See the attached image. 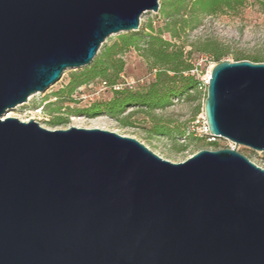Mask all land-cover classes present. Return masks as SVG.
Returning a JSON list of instances; mask_svg holds the SVG:
<instances>
[{"label":"water","instance_id":"obj_1","mask_svg":"<svg viewBox=\"0 0 264 264\" xmlns=\"http://www.w3.org/2000/svg\"><path fill=\"white\" fill-rule=\"evenodd\" d=\"M159 0H0V264H264V169L236 148L178 163L100 128L6 116ZM208 131L264 152V61L215 63Z\"/></svg>","mask_w":264,"mask_h":264},{"label":"rangeland","instance_id":"obj_2","mask_svg":"<svg viewBox=\"0 0 264 264\" xmlns=\"http://www.w3.org/2000/svg\"><path fill=\"white\" fill-rule=\"evenodd\" d=\"M163 1L159 0V4L161 5ZM200 18V23L196 28L182 35L186 43L195 40H210L223 50V59L235 60L239 57L252 60L253 57H258L264 61V6L258 1L243 0L232 9H221L213 14H201ZM148 22H151L155 29L164 24L160 9L156 12H144L140 17V26L137 31L148 32L149 30L144 26ZM123 33L109 36L102 43L97 54L104 46L115 42ZM163 37L171 39L167 33H164ZM172 42L180 44L181 40L173 39ZM188 49L190 48H185V50ZM120 56L124 65L116 82L122 83L121 89L146 88L155 76L154 70L149 68L146 59L132 47L126 49ZM191 62L194 68L190 74L205 83L210 67L215 64V61L209 54L193 51ZM84 67L64 70L56 82L44 91L29 95L24 103L10 109L7 115L17 117L21 121L33 119L42 127L51 130L75 126L113 131L139 140L154 153L174 163L182 162L202 149L216 150L230 147L231 142L225 138L217 137L215 140H209L207 136H200L196 130H192L194 122L196 120L201 122L204 117L203 101L206 94L204 86L200 87L197 92H192L189 99L174 98L171 105L154 109L150 115L136 107H127L122 116L129 115L128 123H122L106 114L88 116L69 113L70 110L88 107L95 102H106L113 96L111 88H105L98 94H94L101 87L103 79L100 78L80 85L71 95L76 100L75 102L55 96L58 90L68 84L71 75L80 72ZM57 106L63 108L60 113L54 112ZM56 115L64 119L59 123L51 124L50 121ZM154 122L163 124L167 128L166 134L154 133L152 131ZM235 148L256 162L262 156L248 147L235 146Z\"/></svg>","mask_w":264,"mask_h":264},{"label":"trees","instance_id":"obj_3","mask_svg":"<svg viewBox=\"0 0 264 264\" xmlns=\"http://www.w3.org/2000/svg\"><path fill=\"white\" fill-rule=\"evenodd\" d=\"M243 0H164L159 9L164 18V24L155 29L151 22L145 24L148 32L131 31L120 34L115 42L103 47L93 61L80 72L72 74L68 84L58 90L55 96L69 102L76 100L72 93L82 84H87L95 78L103 79L108 84L116 83L118 75L123 70L124 61L120 55L132 47L146 59L149 68L154 70V79L144 89L130 90L127 88L113 90V96L106 102H95L88 107L76 108L69 113L95 116L106 114L128 123L129 115L122 116L127 107H136L150 115L157 108L171 105L174 98L189 99L192 92H197L206 85L195 75L190 74L194 68L191 53L209 54L215 63L223 60L224 52L210 40H195L186 43L182 35L196 28L200 23L201 14H213L221 9H232ZM264 6V0H256ZM167 33L171 39H165ZM181 40L180 44L172 42ZM186 47L190 49L185 50ZM241 59L236 57L235 60ZM253 61H263L253 57ZM206 96V94H205ZM205 99V98H204ZM62 106H57L54 112L60 113ZM64 118L54 116L51 124L59 123ZM153 119V118H152ZM152 131L156 134H166L163 124L154 122ZM214 143V142H212Z\"/></svg>","mask_w":264,"mask_h":264},{"label":"built area","instance_id":"obj_4","mask_svg":"<svg viewBox=\"0 0 264 264\" xmlns=\"http://www.w3.org/2000/svg\"><path fill=\"white\" fill-rule=\"evenodd\" d=\"M204 84L207 85V80L205 81ZM121 87H122V83L116 82L114 84H108L107 82L102 81L101 87L94 94H98L100 91H102L105 88H111L112 90H119L121 89ZM192 130H196L200 136H207L209 140H215L217 138L209 133L205 117H203V120L201 122L199 120H196L192 125ZM229 148H235L234 143L231 142ZM256 152L262 154V156L257 160V162L251 159L250 160L254 162L257 166L264 169V152H259V151Z\"/></svg>","mask_w":264,"mask_h":264},{"label":"bare ground","instance_id":"obj_5","mask_svg":"<svg viewBox=\"0 0 264 264\" xmlns=\"http://www.w3.org/2000/svg\"><path fill=\"white\" fill-rule=\"evenodd\" d=\"M210 69H211V67H210ZM209 73H210V70H209V72H208V75H209ZM208 75H207V78H208ZM7 116H10V115H7Z\"/></svg>","mask_w":264,"mask_h":264}]
</instances>
